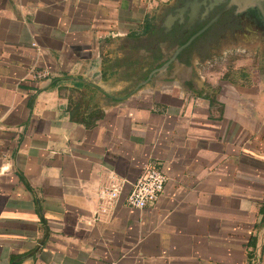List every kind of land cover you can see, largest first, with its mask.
Here are the masks:
<instances>
[{"label":"crops","instance_id":"crops-1","mask_svg":"<svg viewBox=\"0 0 264 264\" xmlns=\"http://www.w3.org/2000/svg\"><path fill=\"white\" fill-rule=\"evenodd\" d=\"M180 1L0 0V264H264V69L150 72ZM148 164L164 191L127 207ZM110 172L124 190L96 214Z\"/></svg>","mask_w":264,"mask_h":264},{"label":"flooded vegetation","instance_id":"flooded-vegetation-1","mask_svg":"<svg viewBox=\"0 0 264 264\" xmlns=\"http://www.w3.org/2000/svg\"><path fill=\"white\" fill-rule=\"evenodd\" d=\"M182 1L167 10L162 17L165 18ZM197 3L199 4L198 7L200 8L198 10L201 12H199L201 15L195 17L189 23H186L185 20L178 25L180 19L177 17L161 26L156 24V31H158L156 32V47L159 48L161 54L157 60L150 62V72L154 70L158 72L160 69H165L166 71L173 70L177 62L189 63L194 54L197 53L199 56L203 55V50L210 46L219 45L223 35L228 33L233 35L237 30L246 29L247 31H256L262 30L263 28L262 21H259L258 11L255 8L249 7V5L244 6L243 9H239L237 5L230 4V0H211L203 4L202 0H197ZM183 27L182 34L176 42V47H174L173 51H170L169 49L173 47L175 36H177ZM249 27L252 29L250 30ZM200 30H202L200 34L186 47L178 51L179 47L185 44L191 36Z\"/></svg>","mask_w":264,"mask_h":264},{"label":"rangeland","instance_id":"rangeland-1","mask_svg":"<svg viewBox=\"0 0 264 264\" xmlns=\"http://www.w3.org/2000/svg\"><path fill=\"white\" fill-rule=\"evenodd\" d=\"M188 2V8L192 15L199 17L201 12L198 10L200 7L197 0L193 3L191 0ZM211 4V3H210ZM239 9H243V4L238 6ZM249 7L255 8L258 11L260 20L262 21V30L247 31L237 30L233 35H223L222 40L217 46H210L203 50L204 59H199L196 67L204 72L205 85L209 84L207 80H213L218 76H222L223 73L230 74L231 71L238 72L239 74L250 75L256 69H264V17L257 6L249 5ZM200 12V13H199ZM165 12H161L157 16V25L161 26L172 19L179 17V12L171 16L166 15L165 18L162 16ZM199 13V15H198ZM194 17V18H195ZM258 18V19H259ZM251 19V18H250ZM250 30L252 29L249 27ZM158 32V31H157ZM246 33V34H245ZM176 44L170 48V51L174 50ZM210 74L211 76H208ZM200 79V78H199Z\"/></svg>","mask_w":264,"mask_h":264},{"label":"built area","instance_id":"built-area-1","mask_svg":"<svg viewBox=\"0 0 264 264\" xmlns=\"http://www.w3.org/2000/svg\"><path fill=\"white\" fill-rule=\"evenodd\" d=\"M27 75L32 80H43L49 78L50 72L46 68L31 66ZM167 176L161 167L148 164L144 167L142 174L130 184L125 195V205L130 208L142 209L154 206L161 193L164 191ZM125 181L110 172L107 183L96 190L98 210L96 214L107 213L114 210L124 190Z\"/></svg>","mask_w":264,"mask_h":264},{"label":"water","instance_id":"water-1","mask_svg":"<svg viewBox=\"0 0 264 264\" xmlns=\"http://www.w3.org/2000/svg\"><path fill=\"white\" fill-rule=\"evenodd\" d=\"M196 0H191V2L193 3ZM206 1H211V0H202V4ZM188 2H190L189 0H183L181 2V4L175 8H173L169 13L168 16H171L173 13L175 15H177L176 13L179 12V22L178 25L182 22H184L186 20V23L192 21L195 17V15H192L191 12L189 11L188 8ZM230 4H234L237 6H240L241 4H243V6H247V5H252V6H257L261 12V15L264 17V0H230ZM184 27L181 29V31L177 34V36H175L174 38V44H176L177 40L180 38L182 31H183ZM204 29V28H203ZM202 29V30H203ZM198 31L197 33H195L193 36H191L188 41L183 44L181 47L178 48V51H180L182 48L186 47L198 34H200V32L202 31Z\"/></svg>","mask_w":264,"mask_h":264},{"label":"trees","instance_id":"trees-1","mask_svg":"<svg viewBox=\"0 0 264 264\" xmlns=\"http://www.w3.org/2000/svg\"><path fill=\"white\" fill-rule=\"evenodd\" d=\"M149 27L145 28V32L149 31ZM80 104L74 103L72 107H69L70 118L73 121H81L85 127L90 128L95 125V121L103 116V111L100 108H96L92 111H86L79 109Z\"/></svg>","mask_w":264,"mask_h":264}]
</instances>
